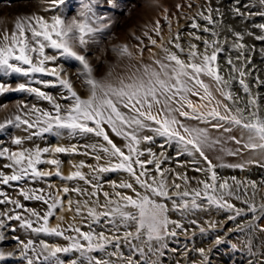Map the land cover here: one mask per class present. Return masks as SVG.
<instances>
[{"label": "snow or ice", "instance_id": "1", "mask_svg": "<svg viewBox=\"0 0 264 264\" xmlns=\"http://www.w3.org/2000/svg\"><path fill=\"white\" fill-rule=\"evenodd\" d=\"M44 2L45 15L21 16L11 30L0 31V96L25 93L39 102L19 101L16 111L0 122V133L9 129L25 133L11 137L15 150L3 146L0 139V160L7 161L0 166V244L9 238L8 233L16 244L14 251L0 250V262L161 264L169 240L199 227L200 220L194 217L213 210L224 213L228 222L246 219L228 232L264 233V202L255 200L264 180L224 178L217 171L264 169V95L253 92V88H264L259 74L264 69L252 62L256 54L264 57V0H203L191 16L184 12L185 7L191 11V2L176 4L175 14L164 9L169 30L175 15L177 24L181 16L187 21V31L178 30L166 45L162 43V56L149 47L157 45L154 36L162 37L160 20L142 34L148 44L140 36L133 37L136 52L128 44L114 46L117 57L129 61L114 78L111 73L97 78L88 52L112 28L120 0H78L71 14L63 11L71 0ZM226 18H234L242 27H231L221 45V32L216 29ZM247 38L258 42L259 49L256 43L247 44ZM145 49L151 53L149 62L143 60ZM232 53L241 61L240 67ZM137 55L141 59L132 63ZM221 56L235 75L222 73ZM58 60L79 63L78 78L87 86L86 97L78 94ZM13 77L18 78L14 85ZM233 85L247 96L243 104ZM57 87L58 94L48 91ZM48 135L76 143L44 147L35 143ZM29 142L33 146L25 147ZM60 155L87 159L63 175ZM185 156L191 159L181 160ZM173 160L177 167L187 165L200 175L189 177L187 171L163 167ZM42 166H48L47 170ZM84 168L89 171L85 173ZM108 174L120 178H106ZM53 177L64 186L55 187ZM65 198L79 224H65L64 216H57V210L65 209ZM236 201L244 207H237ZM53 218L60 223L52 226ZM208 224L216 229L220 221ZM221 227L227 229V224ZM199 231L203 234L206 229L199 227ZM18 232L27 238L21 239ZM223 243L227 235L218 234L215 245ZM198 251L203 264H211L206 250Z\"/></svg>", "mask_w": 264, "mask_h": 264}, {"label": "rangeland", "instance_id": "2", "mask_svg": "<svg viewBox=\"0 0 264 264\" xmlns=\"http://www.w3.org/2000/svg\"><path fill=\"white\" fill-rule=\"evenodd\" d=\"M164 3L158 9V14H156L155 18L152 15V10H155L154 5H158V3ZM191 2L194 6L189 11L186 7L184 12H186L189 16L193 15L197 10V6L203 3V0H120V9L115 15V22L113 23L112 28L104 35L101 42L97 45H92L88 52V58L90 63L94 68V75L97 78L103 77L108 73H111L112 77H116L119 74H122L125 69L126 65L129 61L125 59H120L117 57L116 53L112 51V48L117 45H124L128 44L133 52H136V45L137 41L133 38L134 36H140L144 39V43L148 44L147 38L143 37V32L146 29H151L153 22L156 20H160L161 25H163L162 29V37H155L157 39V45L152 46L153 52L157 55H163L161 51V44L166 42L170 39L172 35H174L178 30L187 31V21H185L182 16L179 20V23L176 22V16L172 15V26L171 29L166 25L163 17L166 15L165 12L163 13L164 8L166 5L173 6L166 7L169 10L168 14L176 13L175 5L178 3L187 4ZM219 0H213V3H218ZM45 7L44 0H0V31L2 30H11L15 21L20 18L21 16H26L32 13H38L41 15H45L43 9ZM78 7V0H71L69 7L67 9H63L67 14H71L74 12ZM164 7V8H163ZM224 9H222L223 11ZM161 12V13H160ZM157 13V10H156ZM163 14V16H162ZM165 14V15H164ZM46 15H51V13H47ZM159 15V16H157ZM158 18V19H157ZM153 21H152V20ZM156 19V20H155ZM163 21V22H162ZM257 22H261L259 18H257ZM235 26L237 30H239L242 25L240 22L235 20L234 18H226L223 22V25H217V31L221 32L219 43L221 45L224 44V37L229 35V29ZM209 40L212 37L208 36L205 37ZM189 37L185 35L183 40H188ZM194 43H198L193 41ZM231 39H229V43H231ZM247 44L251 45L256 43L257 49H259L260 44L258 42L253 41L251 38H247L245 41ZM201 50H203L201 48ZM233 61L237 67H240L241 61H236L235 56L236 53H232ZM141 59L139 55L135 57V60L132 63H136ZM151 59V53L145 49L143 53V60L145 62H149ZM264 57L256 54L253 56V64L257 67L264 69V64L261 63ZM63 64L64 68L66 69L67 73L70 75L73 86L75 90L80 94L82 97H86L87 95V86L82 82V77L78 78V72L80 70V65L76 61L68 60V61H61L58 60L57 64ZM220 66L222 69V73L228 77L229 75H235V73H229L227 65L224 63V57L221 56L220 58ZM260 78H264V71H261ZM263 77V78H262ZM45 79H52L51 77H44ZM64 78H68L65 76ZM7 79V78H4ZM17 77L12 78L13 85L17 81ZM251 80V77L248 78ZM235 92L238 94L239 97H242L241 104L247 100V96L242 92L241 88L238 85H233ZM263 89V88H262ZM262 89L253 88V92L259 91L262 95L264 92ZM53 94H58L60 92L59 87L48 89ZM263 93H262V92ZM21 100H31L33 103H39L35 101L33 98L27 96L25 93H8L0 96V122H2L7 116L12 114L16 111L17 103ZM45 108H48L49 105L47 103H43L42 105ZM261 110L264 111V100L261 101ZM23 136V133L20 130L9 129L8 132L0 133V139L3 141V146L11 147L15 150L14 145H11V137L12 136ZM35 143H38L41 147L44 146H56L58 143L61 145L68 146L72 143H76L75 140L71 139H62L57 140L56 137L48 135L46 139L39 140L37 139ZM25 147H32L33 142L26 143ZM153 149L157 152L160 149L156 148L155 145L152 146ZM172 153H169L171 155ZM62 161V174L68 175L71 171L75 169L72 167L73 164L79 163L82 160H86L87 158L81 155H60L59 157ZM191 159L190 157H181V160H188ZM88 163H95L93 160H87ZM4 163H7L6 160H0V166ZM47 170L48 166H42ZM163 167L165 168H172L175 172L184 173L187 171V175L189 177L198 176L200 174L195 173L190 170L189 166L185 165L183 167H177L176 161L173 160L171 163L166 162ZM54 171V169H52ZM85 173L89 170L88 168L82 169ZM219 175L224 178H228L231 176H235L238 180H255L260 182L264 180V169L257 168L255 166L250 167L247 171H238L235 169H227V168H220L217 170ZM106 178L109 179H116L119 180V176L116 174H108ZM204 178V177H201ZM55 182V187H63V183L57 179L56 177L52 178ZM171 179L169 177L171 186ZM177 183H182V181L177 180ZM231 183V181H230ZM71 186V185H69ZM192 186H195L193 183ZM183 187V186H182ZM105 190L111 191L109 187H105ZM10 195L13 198H20L18 193L12 189H7ZM252 190L249 189V192ZM130 194V193H129ZM174 195L173 193H170ZM60 195H63L60 193ZM74 199H79V197H73ZM22 200V198H20ZM256 202L259 204L260 202H264V186L260 188V190L256 193L255 196ZM101 201H103V197L101 196ZM23 202V201H22ZM29 207L37 208L39 207L38 204L35 202H26ZM237 207L243 208L244 206L239 202L236 201ZM246 211V209H245ZM64 216L65 220L64 223H80L79 218L75 221L73 220V216L75 215L74 211H69L67 206V198H65V209L63 212L57 210V216ZM171 217L176 219L178 218L175 213H170ZM200 220L199 227H204L206 231L201 234L199 231V227H196L190 230L186 235L181 233L178 238L171 239L168 242V248L165 251V255H163L161 259V264H203L202 257L199 253V249L203 248L206 250L207 254L211 257V264H259L261 259H264V233L261 232H249L245 231L243 233H235V232H228V230L234 229L236 223L245 224L247 221L246 219L242 218L236 222H228L226 220L224 213H219L213 210L211 213H199L196 217ZM209 220H218L220 221V225L216 229H212L209 227L208 221ZM52 226H55L60 221L56 218H53L51 221ZM227 224V229H223L221 226ZM261 224H264V221H261ZM188 227L191 228L190 225ZM87 230V229H85ZM220 235H227V243H223L219 246L215 245V238L216 236ZM8 239L0 244V250L4 252L14 251L16 248L15 242L11 239V233H8ZM19 235L21 239H26L27 237L22 232L16 233ZM49 242H57V243H65L63 240L55 238V237H42ZM235 244L237 248L229 247V245ZM173 249H177V251H173ZM127 252V249H124ZM3 264V262H0ZM8 264H16L15 260H9Z\"/></svg>", "mask_w": 264, "mask_h": 264}, {"label": "bare ground", "instance_id": "3", "mask_svg": "<svg viewBox=\"0 0 264 264\" xmlns=\"http://www.w3.org/2000/svg\"><path fill=\"white\" fill-rule=\"evenodd\" d=\"M162 5H164V3H161V2H159L158 5H154L153 7H155V10H154V9H151V10H152V15H150V17L153 16V17L155 18L156 14H158V10H159L158 8L161 7ZM172 6H173V4H171V5H166L167 8H168V7L171 8ZM166 7H165V8L163 7V8L166 9ZM156 10H157V13H156ZM164 12H165V11L163 10V13H164ZM160 13H161V12H160ZM165 14H166V13H165ZM165 14H164V15H165ZM174 14H175V12H174ZM157 16H159V15H157ZM162 16H163V14H162ZM174 16H175V15H174ZM174 16H173V17H174ZM159 17H160V16H159ZM173 17H172V18H173ZM157 19H158V18H157ZM161 19H162V18H161ZM161 19H160V20H161ZM151 20H152V19H151ZM155 20H156V19H155ZM152 21H153V20H152ZM162 22H163V21H162ZM263 75H264V74H263ZM260 77H261V76H260ZM262 78H263V77H262ZM263 79H264V78H263ZM260 89H262V88H260ZM262 90H263V92H264V88H263ZM261 92H262V91H261ZM263 92H262V93H263ZM82 171H83V170H82Z\"/></svg>", "mask_w": 264, "mask_h": 264}]
</instances>
